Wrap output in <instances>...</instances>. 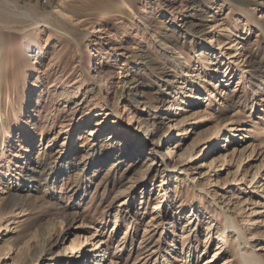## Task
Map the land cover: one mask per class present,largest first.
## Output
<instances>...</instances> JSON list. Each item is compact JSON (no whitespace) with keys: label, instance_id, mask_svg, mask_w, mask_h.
<instances>
[{"label":"rangeland","instance_id":"1","mask_svg":"<svg viewBox=\"0 0 264 264\" xmlns=\"http://www.w3.org/2000/svg\"><path fill=\"white\" fill-rule=\"evenodd\" d=\"M246 257L264 261V0H0V264Z\"/></svg>","mask_w":264,"mask_h":264},{"label":"bare ground","instance_id":"2","mask_svg":"<svg viewBox=\"0 0 264 264\" xmlns=\"http://www.w3.org/2000/svg\"><path fill=\"white\" fill-rule=\"evenodd\" d=\"M75 23V22H74ZM84 22H81V21H78L77 23H75V26H82V24H83ZM80 36V35H79ZM77 42V41H76ZM120 55V53L118 52V53H116V55ZM115 57V56H114ZM110 58H113V57H110ZM92 61V60H91ZM90 64V63H89ZM100 64V63H99ZM102 64H100L99 66H98V70H97V72H96V78L93 80V83L94 84H96V86L97 87H100V85H99V83L101 82V80H102V78H103V75L101 74V72H102ZM137 85L139 86V85H142V83L139 81L138 83H137ZM136 85V86H137ZM111 87L109 86V84L107 85V95L106 96H108L110 93H111V91L109 90ZM12 95H13V93H12ZM5 97H6V99L9 101V102H11L12 103V98H11V94L10 93H7L6 95H5ZM151 102L150 103H152V106H154V107H156V105H157V103H162V101H161V99H160V94H158V92H156L155 93V95L153 96V94L151 95V100H150ZM5 102V101H4ZM148 104V102L147 103H144V105H146V106H148L147 105ZM156 104V105H155ZM10 105V104H9ZM10 107V106H9ZM9 107H7V104H4L3 106H2V111L3 112H6L8 109L7 108H9ZM262 108V107H261ZM260 107L258 108V110H260L261 109ZM10 109V108H9ZM145 114H146V120H148V126L150 125V126H152V128L151 129H148V128H145L144 130H145V133H146V135H147V138H149V136H152L153 138H156L157 140H156V147L155 148H153L152 150H154L153 152L155 153V155H157L158 153H161L160 152V150H158L157 149V147H159L160 146V144H161V138H162V135H160V133H159V123H158V119H157V114L154 112V111H152L151 109H150V107L148 106V107H146V109H145ZM2 115H3V113H2ZM6 117V116H5ZM138 129H139V127L137 128V131H138ZM26 131V129L24 130V131H22V135H23V132H25ZM5 142L7 141V140H9V134H8V132H5ZM137 136H135L134 135V139H129V140H126L124 143H122V146L123 145H125V146H127V148H130L131 146H132V143L135 141V140H137ZM137 144L139 143V140L136 142ZM137 151V152H136ZM147 145L145 144V143H141V144H139V146L138 147H134V149H131L130 150V152H129V154L128 155H130L129 156V158H132L131 160H127V162L128 163H130V164H134V163H136V164H139V162H141L142 160H143V155H144V153L146 154L147 152ZM126 154V152L124 151V152H122L121 153V155L123 156V155H125ZM143 156V157H142ZM163 164H165V163H163ZM168 166V165H167ZM166 166V167H167ZM166 167H165V169H166ZM41 173V172H40ZM43 173V172H42ZM37 175V174H36ZM41 176L42 175H39V177H37V178H35V176L33 177V176H30L29 174L28 175H26V178H25V182H27V181H30V182H33V181H39V180H41L42 178H41ZM61 178H62V176H60ZM44 183L47 185V187H49V189H51L54 185H58V180L56 179V177L55 176H50V175H47V176H45L44 177ZM39 192H41V191H39ZM41 197V196H40ZM53 206V205H52ZM62 207V206H61ZM59 208V207H58ZM72 209H73V206L72 207H66L64 210H60L59 212H58V215H61V217H62V220L64 221V222H66V226H70L72 223H74V221H76V220H80V221H84L86 218H85V216L84 215H82L80 212H78V211H74L73 213L71 212L72 211ZM61 220V221H62ZM58 240H59V238L57 239V240H55V241H52V243H49V245L50 246H46L47 248H45V255H47L48 253L50 254V252H52L51 253V255H53L55 252H53V248H54V246L55 247H57L58 246ZM67 250L68 249H66L65 247H64V249L63 248H61V251H62V253H65V252H67ZM81 251H83V248L81 249ZM43 253V254H44ZM247 256V255H246ZM45 258L47 259V257L45 256ZM53 257H51V259H52ZM83 260H84V257L82 258ZM82 264V263H81ZM240 264H264V261H261V260H257V259H254L253 257H246L243 261H241V263Z\"/></svg>","mask_w":264,"mask_h":264},{"label":"built area","instance_id":"3","mask_svg":"<svg viewBox=\"0 0 264 264\" xmlns=\"http://www.w3.org/2000/svg\"><path fill=\"white\" fill-rule=\"evenodd\" d=\"M45 2H47V0H45Z\"/></svg>","mask_w":264,"mask_h":264}]
</instances>
